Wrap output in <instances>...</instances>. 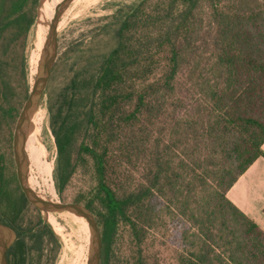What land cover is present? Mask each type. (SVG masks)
I'll use <instances>...</instances> for the list:
<instances>
[{"label":"trees","instance_id":"16d2710c","mask_svg":"<svg viewBox=\"0 0 264 264\" xmlns=\"http://www.w3.org/2000/svg\"><path fill=\"white\" fill-rule=\"evenodd\" d=\"M40 3L0 0V223L16 234L9 264H41L50 245L54 261L60 248L39 216L26 221L27 207L40 211L21 188L10 193ZM118 23L95 69H75L74 60L70 81L47 93L63 202L94 214L101 264H123L122 231L137 246L132 264H164L149 251L154 231L171 228L177 264H264V231L227 197L264 157V0H141ZM168 215L181 231L163 222Z\"/></svg>","mask_w":264,"mask_h":264},{"label":"rangeland","instance_id":"374dc122","mask_svg":"<svg viewBox=\"0 0 264 264\" xmlns=\"http://www.w3.org/2000/svg\"><path fill=\"white\" fill-rule=\"evenodd\" d=\"M139 1L141 0H74L71 2L61 16L57 29L59 57L65 54L64 56H66L69 61L64 69H60L56 79L50 80L47 93L50 91L57 93L60 88L65 86L70 81L74 74L73 71L70 70V64L74 60L75 69L87 67L92 70L95 69L99 60H101V58L106 55L115 45L113 36L118 27L119 18L127 13L130 8L134 7ZM45 2L46 0H41L40 7L38 9L39 11ZM41 19V16L37 15L36 23L31 31L27 44L26 54L30 84L32 83L30 80L31 68H35L36 74L40 52L49 31V25H47L46 21L45 23L42 22ZM108 25L110 26L105 31V34H101L99 32V28ZM40 29L41 32L39 31ZM37 33H40V38L42 40L40 45L37 39ZM77 56H79L78 63H76ZM47 106L48 94L44 98L42 105L34 114L32 120L31 130H34L38 136L40 161H33L30 164L28 160V177H30V173L36 176H52L51 180L53 181L56 190L57 201L63 202L60 194L58 193L55 180L58 151L55 138L50 127L49 111ZM40 111L44 112L42 123H39L36 118L38 112ZM11 158L14 163V171L16 172L12 148ZM11 191L16 192H10L12 195L19 196L20 190L17 180L12 182ZM67 194L71 193L66 192V195ZM7 204H9L8 201L5 202V207ZM38 216L43 225H47L54 232L60 245L54 261V253L52 252L53 247L51 245L48 246L47 251L42 258L41 264L87 263L91 245L89 226L88 229H85L81 224L60 221V226L56 227L55 223L48 221V215L41 212L40 214H37L32 208L27 207L25 216L26 221L31 220L32 222H37ZM165 217L166 216L162 217L164 223L174 224L179 229V231L182 230V226H184L182 221L178 220L174 216L168 215L166 219ZM154 234H156V238L154 244H151L149 251L150 254L152 256L157 253L160 254L164 264H177L176 254L178 236L176 232L171 228V231L169 232L164 229H160L158 231L155 230ZM118 248L123 264H132L134 261V256L137 252V246L127 231H122Z\"/></svg>","mask_w":264,"mask_h":264},{"label":"water","instance_id":"95a60500","mask_svg":"<svg viewBox=\"0 0 264 264\" xmlns=\"http://www.w3.org/2000/svg\"><path fill=\"white\" fill-rule=\"evenodd\" d=\"M74 0H63L56 6L54 17L49 24L48 35L43 43L37 72L30 84V92L17 119L13 135V155L16 165V177L28 202L41 213L70 212L83 217L89 224L91 234L90 254L86 264H101L103 239L94 214L84 205L72 202L53 201L38 195L29 185L28 157L26 142L31 132L34 114L42 105L47 95L54 67L59 58L58 22ZM38 10V16H41ZM40 12V14H39ZM16 239V234L9 226L0 223V264H9L8 251Z\"/></svg>","mask_w":264,"mask_h":264},{"label":"bare ground","instance_id":"6f19581e","mask_svg":"<svg viewBox=\"0 0 264 264\" xmlns=\"http://www.w3.org/2000/svg\"><path fill=\"white\" fill-rule=\"evenodd\" d=\"M63 0H49L42 6L41 11V21L45 23L47 22V25L51 22V20L54 17L55 9L58 4H60ZM88 1V0H87ZM41 32V29L39 30ZM39 45L42 43L40 38V33H37ZM38 44V43H37ZM35 74V68H31L30 73V80L32 82L33 76ZM43 111L38 112L36 118L39 123H42L43 120ZM45 151V150H44ZM26 154L28 157V160L30 164L34 161L39 162L40 161V152L38 149V136L37 133L34 130H31L27 142H26ZM43 154V153H42ZM45 164V163H44ZM47 168V167H46ZM31 171V170H30ZM51 175V174H50ZM52 176H46V175H32L30 173L29 177V185L38 195L45 199H51L53 201H57L56 198V190L53 184V181L51 180ZM47 219L49 222H53L56 224V227L60 226V221L63 222H71L74 224H78L75 217L70 212H62V213H50L47 216ZM65 236V235H64Z\"/></svg>","mask_w":264,"mask_h":264},{"label":"crops","instance_id":"0c3cea01","mask_svg":"<svg viewBox=\"0 0 264 264\" xmlns=\"http://www.w3.org/2000/svg\"><path fill=\"white\" fill-rule=\"evenodd\" d=\"M227 197L264 231V157L258 158L240 176Z\"/></svg>","mask_w":264,"mask_h":264}]
</instances>
